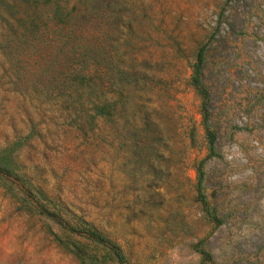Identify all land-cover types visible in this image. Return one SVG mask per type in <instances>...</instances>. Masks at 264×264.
<instances>
[{"label":"rangeland","instance_id":"374dc122","mask_svg":"<svg viewBox=\"0 0 264 264\" xmlns=\"http://www.w3.org/2000/svg\"><path fill=\"white\" fill-rule=\"evenodd\" d=\"M22 1L0 4V264H264V0L90 15V42L147 75L125 83L127 127L102 114L87 132L38 91V25L22 23L38 0ZM201 48L206 105L190 80Z\"/></svg>","mask_w":264,"mask_h":264},{"label":"trees","instance_id":"16d2710c","mask_svg":"<svg viewBox=\"0 0 264 264\" xmlns=\"http://www.w3.org/2000/svg\"><path fill=\"white\" fill-rule=\"evenodd\" d=\"M24 1L26 7L30 8L37 0ZM20 2L23 1L0 0V4L8 7ZM113 4H120V8L123 1L114 0L111 3L105 0H38V12L35 9H32L31 13L27 11L28 18L25 20L28 21H22L26 32L34 30L35 25H38V91L53 93L57 97L56 103L61 105L59 108L64 107L66 110L63 118L71 116L76 130L87 132V127L91 124L98 126L96 119L103 116L102 114L114 115L111 119L114 124L119 120L122 122L119 124L122 129L125 124L127 127L128 114H122L128 94L125 83L131 84L134 81L132 89H139L141 85H136L138 78L147 75V72L138 67L130 68L107 58L99 42H90L86 32L90 15L106 13L109 9L110 15L113 16L111 22L118 23L119 16L116 11L119 8H115L112 14ZM202 61L201 48L196 61L192 63L190 80L196 91L202 94V104L206 105V97L208 98L209 94L203 82ZM149 80L151 83L152 78ZM207 110L205 106L203 123L208 146L212 148L216 131L208 119ZM149 120L151 118L147 114L144 136L149 135L152 129ZM125 130L128 132L130 128ZM138 135L139 133L135 134ZM202 180L203 173L198 167L197 198L207 203V194L202 190ZM87 232L90 237L101 238L92 229H87ZM104 243L113 251L118 261H126L117 245L105 241Z\"/></svg>","mask_w":264,"mask_h":264}]
</instances>
